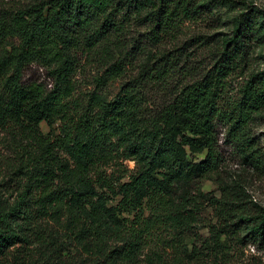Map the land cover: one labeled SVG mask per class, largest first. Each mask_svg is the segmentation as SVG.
<instances>
[{"label":"trees","instance_id":"16d2710c","mask_svg":"<svg viewBox=\"0 0 264 264\" xmlns=\"http://www.w3.org/2000/svg\"><path fill=\"white\" fill-rule=\"evenodd\" d=\"M196 7L194 0H23L0 9V124L31 143L24 147L27 186L21 200L28 195L35 216H47V264L64 258L72 242L85 255L73 264H167L153 246L167 233L181 237L205 197L223 220V228L213 225L207 246L222 247L226 234L235 231L229 196H207L197 185L218 166L216 120L238 130L264 105L263 69L247 79L236 104L219 107L232 62L227 49L238 46L236 36L225 41L201 77L179 85L155 109L146 104L142 80L126 81L111 99L92 92L80 110L70 99L80 52L124 32L141 10L151 25L147 38L158 44ZM174 57L163 51L145 63L143 82L167 79ZM32 61L46 68L50 88L22 81ZM243 141L251 161L261 162L252 139ZM118 157L135 162L126 179L103 170ZM9 213L0 212V254L24 239L10 225ZM246 219L252 220L250 232L264 236V207Z\"/></svg>","mask_w":264,"mask_h":264},{"label":"rangeland","instance_id":"374dc122","mask_svg":"<svg viewBox=\"0 0 264 264\" xmlns=\"http://www.w3.org/2000/svg\"><path fill=\"white\" fill-rule=\"evenodd\" d=\"M194 1L197 7L193 9V15L178 20L158 44L147 38L145 32L151 25L143 20L145 10H141L132 15L124 32L113 36L106 44L99 42L80 52L72 76V104L80 110L92 92L111 99L126 81L142 80L148 99L146 104L155 109L172 98L179 85L201 77L218 59L226 47L225 41L233 36H236L238 46L233 48L231 45L227 49L232 62L219 97V107L225 111L236 104L247 79L264 69V0ZM22 2L0 0V9ZM168 50L175 56L171 75L164 81L152 79L144 83L140 75L145 63L152 64L153 59ZM1 52L0 46V56ZM113 68L116 71L111 73ZM47 72L43 65L32 61L24 66L21 79L27 83H42L48 89L52 79ZM216 124L218 166L202 177L197 186L207 196H229L234 209L231 221L237 220V227L226 234L222 247L207 246L211 242L213 225L221 229L223 220L219 208L210 205L205 197L195 219L181 237L172 238L173 234L167 233L153 246L167 264H264V236L250 232L252 220L246 219L257 212L258 206L264 207V105L251 113L241 129L230 130L220 118ZM40 129L46 133L49 127L42 121ZM248 137L257 154H261L258 164L251 161L244 145L243 138ZM25 146H31L27 138L16 129L0 124V212H10L7 215L10 225L24 237L0 254V264H47V239L42 236L47 228V216H35V206L28 200V195L21 200L27 186ZM197 156L203 157L204 152ZM134 164L133 159L118 157L104 165L103 170L109 176L126 179ZM51 224L55 227L53 222ZM74 244L76 242L71 243L64 258L58 262L60 258H54L52 264L78 263L77 259L85 255L82 247L76 251ZM144 251L148 252L149 248Z\"/></svg>","mask_w":264,"mask_h":264}]
</instances>
